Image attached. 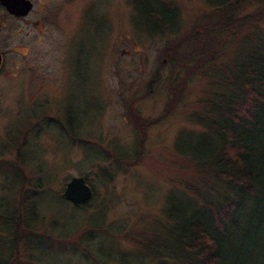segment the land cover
Returning a JSON list of instances; mask_svg holds the SVG:
<instances>
[{
	"label": "rangeland",
	"instance_id": "1",
	"mask_svg": "<svg viewBox=\"0 0 264 264\" xmlns=\"http://www.w3.org/2000/svg\"><path fill=\"white\" fill-rule=\"evenodd\" d=\"M219 1L210 0L208 7L209 0H171L180 12L177 26L153 36L144 31L145 21L130 0H49L53 8L45 12L43 32L27 24L37 17L34 13L24 20L19 54L8 51L0 78V221L2 214L16 219L18 191L35 195L37 219L20 242L19 264H98L96 256L107 264H152L149 255L121 236L145 240L147 231H157L151 226L163 220L167 202L178 198L197 209L196 187L219 199L217 190L228 196L226 188L217 185L214 191L201 181L194 158L209 157L214 141L196 118L207 114L202 109L212 93L211 81L217 83L215 71L229 73L230 79L232 65L246 57L256 36L264 38V21L243 27L240 20L226 27L210 49L203 44L211 39L199 37L205 55L196 66L190 60L184 67L177 55L167 58L163 50L188 36L195 22H217L220 12L211 4ZM246 5L237 18L264 11V0ZM156 71L159 78L148 88ZM181 79L187 82L183 97L167 116L152 122L140 150L139 136L123 115L126 106L151 88L136 107L145 118H156L168 107L171 85ZM210 113L206 120L211 123L217 114ZM62 128L75 132V139ZM20 136L24 141L17 158ZM137 153L138 164L122 163ZM8 164L15 172L8 173ZM72 175L83 176L94 190L83 209L60 198ZM242 212L240 223L246 228L255 214L251 206ZM9 232L0 224L2 260L14 249ZM258 232L261 247L264 222ZM121 252H141L149 260L138 254L126 259ZM113 255L116 262L109 259Z\"/></svg>",
	"mask_w": 264,
	"mask_h": 264
},
{
	"label": "trees",
	"instance_id": "2",
	"mask_svg": "<svg viewBox=\"0 0 264 264\" xmlns=\"http://www.w3.org/2000/svg\"><path fill=\"white\" fill-rule=\"evenodd\" d=\"M248 1L220 0L216 4H211L217 12H220L219 20L204 24L195 22L188 36L179 38V41L172 42L163 49L165 57L177 55L180 64L184 67L190 63L196 66L197 60L200 61V57L205 55L204 48L199 45V37L204 36L203 38H208V41L211 39L209 44H203L210 49V45L216 43L214 36L222 30L226 31V27L240 20L243 27H248L250 23L257 24L261 20L264 21L263 10L250 11L237 18V13L246 9ZM130 3L133 6L132 10L137 11L145 21L146 33L153 36L159 31L175 30L180 12L173 6L171 0H130ZM210 3V0L206 3L208 7ZM251 45L252 48L249 49L246 57L242 58L238 64L232 65L235 70L232 71L230 79L226 76L229 73L223 76V71L221 73L218 70V72L215 71L216 74L218 73L214 75L218 77L217 83L214 80L211 81L212 93L207 100L204 99L205 106L202 109L207 114L202 113L203 116L196 118L199 124H205L211 131V139L214 141L209 149L211 152L209 157L194 158L201 166L199 169L203 174L201 181L214 191L217 185L226 188L223 191H227L228 196L217 190L216 193L221 194L219 199L212 193L210 195L207 190L200 191L196 187L193 192L201 199L199 200L201 205L199 204L197 209L193 207L195 205L190 203V200L186 199L182 202L178 198L175 203L167 202L163 220L156 221L151 226L157 231L153 232L149 229L152 234L147 231L145 240L137 236H129L130 234L121 236V239L130 240L131 244L139 246L146 256L149 255L155 260L153 262L150 259L152 264H247L251 258L252 264H264V245L259 247L258 243V230L264 222V38L257 39L256 36L255 42ZM190 60L192 62L187 63ZM158 72L156 71L150 79L148 88L159 78ZM186 83L181 79L176 85H171L170 97L167 100L168 107L156 118H145L137 112L136 107L137 101L147 96L151 88L146 89L144 92L146 95L143 93L140 97L130 100L123 115L139 136L137 139L140 150L146 137L145 132L153 121L167 116L170 109L180 102ZM208 110H211L210 114H217L216 119L211 123L207 121L210 117ZM62 129L68 136L75 137V132ZM22 136L18 145L14 147L17 158L18 155L21 156L19 147L24 141ZM80 141H82L81 138ZM82 142L85 143V141ZM137 155L138 157L132 161L124 160L122 163L127 167L138 164L140 154L137 153ZM7 168L8 173L15 172L9 164ZM18 192L20 198L16 207L13 208L16 219L15 214L1 215L0 224H5L8 231H11L8 234L13 236L14 249L7 260H2L0 247V264H19L20 242L30 236L31 233L27 228L37 219L35 206L31 202L35 195L25 197L24 192L21 190ZM90 201L77 207L73 205V207L83 209ZM249 206L255 218L250 216L246 221L247 227L243 228L240 223L242 211ZM21 224L24 227L20 228ZM93 242L94 240H88L89 245ZM77 243L81 245L83 252L88 251L87 245H82L80 241ZM120 254H123L126 259L138 254L145 260H149L141 252L132 255H126L123 252ZM114 257L116 255L109 258L111 262H116ZM95 261L98 264H107L100 261L97 256Z\"/></svg>",
	"mask_w": 264,
	"mask_h": 264
},
{
	"label": "flooded vegetation",
	"instance_id": "3",
	"mask_svg": "<svg viewBox=\"0 0 264 264\" xmlns=\"http://www.w3.org/2000/svg\"><path fill=\"white\" fill-rule=\"evenodd\" d=\"M48 1L49 0H0V78L3 76L5 70L4 64H6L7 61L8 51L19 54V44L22 43L23 39L24 20L34 13L37 17L27 24L32 27L34 26L38 30L41 29L43 32V21L46 18L45 12L48 14L51 8H53V5L49 4ZM24 4L29 6L27 12H24ZM74 4L73 2V4L70 5L73 6ZM66 16H68L70 24L72 20L70 18L71 14H67ZM15 76V74L10 75V80L11 78H15Z\"/></svg>",
	"mask_w": 264,
	"mask_h": 264
},
{
	"label": "water",
	"instance_id": "4",
	"mask_svg": "<svg viewBox=\"0 0 264 264\" xmlns=\"http://www.w3.org/2000/svg\"><path fill=\"white\" fill-rule=\"evenodd\" d=\"M28 10L29 6L25 5L24 12ZM61 196V198L77 207L91 200L90 198L93 196V190L83 176L72 175L62 187Z\"/></svg>",
	"mask_w": 264,
	"mask_h": 264
}]
</instances>
